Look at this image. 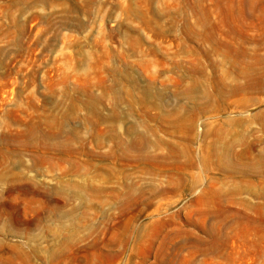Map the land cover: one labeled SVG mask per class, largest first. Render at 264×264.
I'll list each match as a JSON object with an SVG mask.
<instances>
[{"label":"rangeland","instance_id":"rangeland-1","mask_svg":"<svg viewBox=\"0 0 264 264\" xmlns=\"http://www.w3.org/2000/svg\"><path fill=\"white\" fill-rule=\"evenodd\" d=\"M0 264H264V0H0Z\"/></svg>","mask_w":264,"mask_h":264}]
</instances>
